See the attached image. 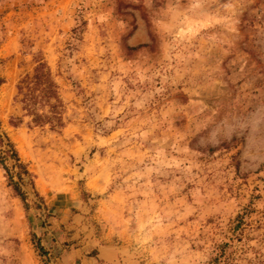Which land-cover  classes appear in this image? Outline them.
Wrapping results in <instances>:
<instances>
[{
  "label": "rangeland",
  "instance_id": "rangeland-1",
  "mask_svg": "<svg viewBox=\"0 0 264 264\" xmlns=\"http://www.w3.org/2000/svg\"><path fill=\"white\" fill-rule=\"evenodd\" d=\"M0 78V264H264V0H0Z\"/></svg>",
  "mask_w": 264,
  "mask_h": 264
},
{
  "label": "trees",
  "instance_id": "trees-1",
  "mask_svg": "<svg viewBox=\"0 0 264 264\" xmlns=\"http://www.w3.org/2000/svg\"><path fill=\"white\" fill-rule=\"evenodd\" d=\"M2 79L0 78V83ZM15 101L20 105L23 114L30 117L34 125L48 124L50 128L63 125L60 111L61 100L57 85L51 71L44 61L38 62L31 73L25 74L16 85ZM21 117H12L10 123L17 125ZM9 163V165L7 164ZM0 166L5 171L8 185L26 205L25 188L33 189L31 173L22 160L7 134L0 129ZM13 169V171H10ZM14 176L16 179H14Z\"/></svg>",
  "mask_w": 264,
  "mask_h": 264
}]
</instances>
